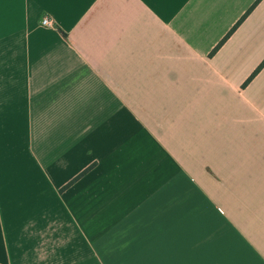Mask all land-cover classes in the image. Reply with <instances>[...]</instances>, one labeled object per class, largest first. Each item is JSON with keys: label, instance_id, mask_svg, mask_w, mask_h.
<instances>
[{"label": "crops", "instance_id": "crops-1", "mask_svg": "<svg viewBox=\"0 0 264 264\" xmlns=\"http://www.w3.org/2000/svg\"><path fill=\"white\" fill-rule=\"evenodd\" d=\"M256 1L0 0V264H264Z\"/></svg>", "mask_w": 264, "mask_h": 264}, {"label": "trees", "instance_id": "trees-1", "mask_svg": "<svg viewBox=\"0 0 264 264\" xmlns=\"http://www.w3.org/2000/svg\"><path fill=\"white\" fill-rule=\"evenodd\" d=\"M260 0H257L250 9L239 19V21L232 27V29L225 35V37L216 45V47L210 53L212 56L224 43L225 41L232 35V33L236 30V28L242 23V21L246 18V16L253 10V8L257 5ZM264 67V60L261 64L256 68V70L249 76V78L245 81L242 87H245L257 74L258 72Z\"/></svg>", "mask_w": 264, "mask_h": 264}, {"label": "built area", "instance_id": "built-area-1", "mask_svg": "<svg viewBox=\"0 0 264 264\" xmlns=\"http://www.w3.org/2000/svg\"><path fill=\"white\" fill-rule=\"evenodd\" d=\"M41 25H42L43 27H52V22L50 21V19L44 17V18H42V20H41Z\"/></svg>", "mask_w": 264, "mask_h": 264}]
</instances>
